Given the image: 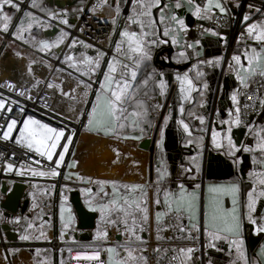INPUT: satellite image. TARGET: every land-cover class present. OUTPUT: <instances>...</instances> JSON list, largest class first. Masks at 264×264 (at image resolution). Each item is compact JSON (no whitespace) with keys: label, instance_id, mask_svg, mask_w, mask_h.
<instances>
[{"label":"snow or ice","instance_id":"1","mask_svg":"<svg viewBox=\"0 0 264 264\" xmlns=\"http://www.w3.org/2000/svg\"><path fill=\"white\" fill-rule=\"evenodd\" d=\"M23 0H0V32L11 35L13 41H19L22 44L29 45L37 51L45 55L54 54L52 49L59 48L64 43L67 33L61 30L60 34L54 41L39 40L32 35L34 28H47L50 25L46 21H42L38 16L34 15L31 11L25 10L22 7ZM174 9H181L187 6L192 16L198 20H211L214 12L218 11L221 16L228 14L229 9L226 7L224 0H205L203 5H199L195 0H170ZM9 11H5V7ZM236 7H240L236 3ZM31 9L38 11H45L48 20L56 19L59 24L71 26L67 19L68 12L65 10L61 13L48 12L38 2V0H31L29 6ZM104 7L111 8V24L112 33L109 36L110 46L114 43L112 48V56L108 58V53L100 49H93L96 55L89 56L82 52L79 57L74 55H65L62 63H67V66L76 71L79 76L76 77V87L71 89L70 92H65L61 85L47 82L48 89H58L61 96L77 99L75 93L80 89L81 99L79 103H91V109L85 110L87 114V123L82 121L83 129L95 135H103L104 137H112L117 140H140L146 132L147 128L156 127L153 125L149 117V112L146 103L141 99V92L143 96L147 97V87L151 82L153 90H159L160 97L165 96L166 82L164 74H159V79H156V71L153 69L151 72H146L144 79H139V73L142 69L148 66L152 60V51L155 47L167 44L169 40L173 46H177L178 37L180 33L187 32L184 19L180 18L175 11L170 8L168 3H163V0H131V11L128 13L124 20V26L119 27V20L121 18V8L119 0H117L116 7L112 8L108 0H97V3L89 10L95 14L96 10ZM253 5H249V12L243 16V32L248 39L254 40L259 45V49L252 48L251 51H246L244 59L247 64L241 63V56L233 55L229 67L235 72L236 79L242 88H247L249 83L254 82L256 77H260L261 86L264 87V19L259 21L250 22L251 9ZM154 9L159 11V22L155 19ZM11 10L16 13H22L19 16L18 22L13 25V15L10 14ZM75 11H82L76 9ZM256 13L264 16V9L256 8ZM176 25V27H173ZM163 27L161 34L160 28ZM138 29V30H137ZM205 32L214 37L224 39L220 33L212 29H205ZM29 35L26 36L25 34ZM118 33V39L113 40V36ZM239 43V39L237 41ZM79 43L87 50L93 48L92 45L84 41H77L72 39L70 44L66 46L74 48ZM185 49H191L192 54L199 57L200 41L196 40L193 43L183 45ZM21 59H27L22 56L20 52L15 53ZM180 60H187L190 54L185 50L180 51L178 54ZM221 57H216L215 60H201L199 64H207L208 66H218L221 63ZM178 60L177 62H180ZM33 63L34 60H29L25 66L27 75L33 76ZM106 63L107 67L102 68V64ZM50 66V65H45ZM196 70V77L203 75L199 71L198 64L192 66ZM191 70H189L190 72ZM98 72H102V78L97 76ZM189 72L183 75H177L176 79L180 83V99L181 117L184 112L183 101L191 100L192 93L198 91L196 82L190 78ZM80 77H87V80L80 79ZM95 81L99 87L94 89L95 100L89 101L87 99L88 92L92 88V84L88 81ZM42 83L36 80V87ZM5 84L9 90H15L16 86L8 81ZM4 85H0L3 87ZM204 88L208 85L205 83ZM27 91H30L28 89ZM202 94V93H201ZM239 93H233L231 100L235 108V118L231 119L232 113H229L230 119L222 123L229 124V135L225 138L227 143L217 141L218 133L212 131V144L214 148L221 151L222 155L233 158V163L238 164L239 161L235 158L236 153L243 151L251 154L252 170L248 173L249 182L251 187L246 193V198L241 200V188L238 183H231L228 185H209L208 192L212 195L206 197L203 202V235L206 243L205 249L214 248L216 251H223L216 242L224 241L227 244V254L234 259L230 260V264H264V244H260L259 249L252 257H249L245 251V241L243 238L244 222L247 221L251 225L253 235L259 236L264 234V212L259 211L257 207L258 201H264V129L253 131L252 126L246 125L248 132L246 136L252 135L255 141L254 145L249 146L244 142L238 147L231 138V125L239 126L241 124V113L239 102L237 99ZM17 95L24 96V91H18ZM29 100L31 96L27 97ZM249 100L255 101L258 99L261 110L264 111V96L257 97L255 93L248 95ZM17 101H12V104H17ZM46 107V105H44ZM162 105L157 102L153 106L154 110L159 109ZM247 107H255L253 105H245ZM0 111L12 112L11 106H6L4 100H0ZM20 112H24V108H19ZM170 119L169 115L163 116V125L159 126L160 139L157 140L156 146L163 151L162 144L164 138L165 126ZM200 124L205 123L202 116L198 117ZM183 132L189 137L187 144H192L194 141L191 139L190 127L184 122L182 118L176 120ZM6 127L0 125V140L11 141L14 139L15 143L21 147L26 148L28 151L35 153L41 159H32V163L40 165L44 168L43 161H47L46 170H36L35 168H24L23 164L17 168L13 163L6 162L3 166L5 173L15 172L17 176L25 175L28 171L33 176L39 177H57L59 176L62 165L65 164V156L70 151V145L73 141L74 133L66 135L64 128H54L32 116L23 118L22 126L18 128V135L13 136L17 130L18 119L10 117L5 120ZM203 130V129H201ZM139 132L140 135L135 133ZM199 138L197 146H200ZM63 141V142H62ZM117 159L112 163L118 162L121 155L118 149L113 148ZM14 155V154H13ZM189 167H182V175L178 177L176 183V191H170L164 187L165 181L168 179L169 173L166 165L161 160L156 169V179L145 184H132L123 185V192L115 182L112 184V194L109 198V193L105 191V186L109 183L104 180H91L85 179L76 173L77 180L84 183L95 184L98 187L82 188L81 193L86 195L85 203L91 211L99 212V219L97 221V231L93 237L94 241L100 242L101 250L107 253V260L105 261L101 256V250H94L90 254L77 252L71 258L76 261L81 259L92 261L94 264H149V247L148 240L142 236V233L148 232L150 235L155 229L157 242L164 239L161 235L162 232L169 230L170 225L164 223L165 218L183 221L187 218L189 226L185 227L182 223L179 225L181 233L187 232V239L199 240L201 232V184L193 183L191 185L192 191L188 190L185 179L189 181H196L197 175L200 172V164L197 162V157L190 158ZM77 162L75 160L68 162L69 169L75 168ZM193 167L197 175H193ZM72 173L64 174V179L69 180ZM35 187V185L33 186ZM151 188L154 196H150L149 189ZM11 191V189H9ZM163 193V200L160 194ZM228 196L231 199L232 207L227 208L224 206L222 198ZM63 192L61 193V213L63 214ZM96 201V203H94ZM264 207V203L261 204ZM2 218V217H0ZM69 222L64 221L61 215L62 230L60 232V239H65L64 229L69 227ZM8 223L19 225L21 218L16 217L9 220ZM32 223H27L25 234L19 236L21 241H27L32 237L27 234L29 229L33 228ZM109 228H114L118 235L124 237L122 243L115 246L103 248L109 239ZM196 235L193 236L192 233ZM44 232L41 231L40 237H44ZM39 238V237H37ZM179 239L180 237H176ZM171 239V238H170ZM122 249V253L120 251ZM14 251H19L14 250ZM39 251V250H38ZM69 253L72 249H68ZM155 254V264H162L165 257H167V264H195L193 253L198 251L194 247H181L178 250L173 247L169 249H162L160 246L151 249ZM171 251L172 255L168 253ZM204 254H207L205 251ZM63 264V262H62ZM211 264V261H209Z\"/></svg>","mask_w":264,"mask_h":264},{"label":"crops","instance_id":"2","mask_svg":"<svg viewBox=\"0 0 264 264\" xmlns=\"http://www.w3.org/2000/svg\"><path fill=\"white\" fill-rule=\"evenodd\" d=\"M257 2L264 3V0H255ZM43 8L48 12L61 13L63 11L68 12L67 19L71 26H65L59 24L56 19L48 20L45 11H38L35 9L31 11L34 15L38 16L42 21H46L50 26L47 28H34L32 35L35 36L37 41L48 40L54 41L60 34L61 30L67 32V29L74 25L76 18L85 11L87 0H38ZM196 2V1H195ZM205 0L199 4L203 5ZM226 7L229 12L238 20V34L234 45L232 46L227 57H224L225 46L228 38V32L218 31L211 25V20H198L192 16L191 12L188 11L187 6L181 9H174L170 0H163V3H168L170 8L176 12V14L184 19L187 27V32L180 33L178 37L177 46H173L171 41L167 44L155 47L152 51V60L148 63V66L142 69L139 73V79H144L146 72H151L153 69L156 71V79H159V74L163 73L166 90L165 96L160 97L159 90H153V85L150 82L147 87L148 96H143L141 92V99L146 103L147 110L149 112V119L156 125L153 128H147L140 140H117L112 137H104L103 135H95L88 133L85 130L75 132L74 126L77 124L80 115L87 105L85 103H79L81 99L79 93L80 89H77L75 95L77 99H71L60 95L58 89H48L47 82L59 84L65 92H70L71 89L76 87V77L79 74L73 69L67 66V63H62L65 55H74L79 57L82 52H85L89 56H95L96 52L93 49H99L96 47L85 50L79 43L74 48H69L66 45L70 44L72 40L68 39V35L64 40V43L59 48L52 49V53L45 55L37 51L35 48L22 44L19 41H13L11 35L0 32V83L9 79L16 83V85L28 87L35 92L39 93V107L42 109V113L48 118L50 117L59 125L69 128V133H74L73 141L70 145V151L65 156V164L60 169V175L57 177H39L33 176L30 171L25 175L17 176L15 172L6 173L5 178H9L14 175L18 181L24 183L27 187L28 193V206L24 213L19 210V216L21 223L19 225L7 223L3 212L0 210V225L1 227L5 224L10 226V230L16 234V240L13 246L9 249L8 253L4 252L0 248V264H65L67 259V251L71 249H97L100 247L99 241H94L93 237L97 231V221L99 219V212L91 211L86 205V195L81 193L82 188H93L94 190L98 187L95 184L84 183L77 180L76 173L85 179L91 180H104L109 182L105 186V191L109 193V198L112 194V184L115 182L120 192H123V185L132 184H145L156 179V169L158 163L163 160L169 173L168 179L164 183V187L170 191H176V183H178V177L182 175V167H189L190 158L193 156L197 157V162L200 164V172L197 175L195 168L193 167V175H197L196 181H189L185 179V183L188 190L191 192V185L193 183L201 184V232L199 234V240L197 244H190L181 246L184 248L194 247L198 249L193 253L195 258V264H230V260L234 259V255L230 257L227 254V244L224 241L216 242L219 247L223 248V251H216L214 248L205 249L206 243L203 235V202L206 197H210L212 194L208 192L209 185H228L231 183H238L241 188V200L246 198V193L251 187L249 182L248 173L252 170L251 154L243 151L237 152L235 158L239 161L238 164L233 163V158L226 155H222L220 150L214 148L212 144V131L215 130L217 135V141L227 143L225 139L229 135V124L222 123L225 120H229V113H232L231 119L235 118V108L233 106L231 96L233 93H239L237 96L238 102L239 97L242 93L247 91L254 82L249 83L247 88L240 87L235 72L229 67L231 58L233 55L241 56V63L247 64L244 59L246 51H251L252 48L259 49V45L254 40L248 39L246 34L242 37L243 32V16L246 12H249V4H246L243 9L239 0H224ZM108 3L112 8L116 7L117 0H108ZM236 3L240 4V7H236ZM121 14L126 8L127 15L131 11V0H119ZM76 9H82V11H75ZM256 7L251 9V20L250 22L259 21L264 19L259 13L255 12ZM5 11H9L7 6ZM155 19L159 22V11L153 10ZM111 8L104 7L97 16L103 20L111 22ZM10 14L13 15V25L18 22V17L21 15L16 14L15 10H11ZM215 14L220 13L218 11ZM124 22L119 27L122 28ZM176 27V25H173ZM205 29H212L220 33L224 39L214 37L205 32ZM138 30V29H137ZM161 34L163 27L160 28ZM112 33V30H111ZM26 36L29 34L26 33ZM118 33L113 36V40L118 39ZM239 39V43L237 42ZM77 40V39H76ZM200 41L201 55L199 57L192 54L191 49H185L183 45L185 42L193 43L194 41ZM80 41V40H77ZM170 46L172 53L170 56L171 62L174 65L187 64L185 70L174 71L171 69L164 68L157 64L155 60L156 52L161 48H167ZM114 48V43L110 46L109 40L106 43V48ZM101 50V49H100ZM185 50L190 54V58L187 60H180L178 53ZM103 51V50H102ZM16 52H20L22 56L27 59H21L16 56ZM112 56V55H111ZM108 56V58H111ZM216 57H221V63L218 66H208L207 64H199L201 60H215ZM167 54H163L158 58L159 63H166L168 61ZM29 60H34L33 63V76L27 75L26 65ZM180 60V62H177ZM164 61V62H163ZM56 63L59 66H55ZM50 66H45V65ZM194 64H198L199 71L203 73L202 76L196 77V70L192 68ZM106 63L102 64V68L106 69ZM189 70H191L189 72ZM49 73V77L46 79L44 73ZM185 72H189L190 78L194 79L197 85L198 91L193 92L191 100L183 101L184 112L181 117L180 107V83L176 79L177 75H183ZM97 76L102 78V72H98ZM45 80L43 86L36 84V80ZM80 79L87 80V77H80ZM256 79H261L256 77ZM255 79V80H256ZM95 81H88L92 84V88L88 92L87 99L93 98L95 100V88L93 85L96 83L97 88L99 84ZM207 84L208 87L204 88L203 85ZM261 88V96H264V87ZM202 93V94H201ZM159 102L162 107L157 110L153 109V106ZM46 105V107L44 106ZM261 107V106H260ZM162 112V115H161ZM169 115L170 119L168 124L165 126L164 138L162 148L163 151L157 148L156 142L160 139L159 126L163 125V116ZM202 116L205 123L200 124L198 117ZM182 118L185 123L190 127L191 139L194 141L192 144H187L189 137L183 132V129L177 125L176 120ZM159 125V126H158ZM253 131L264 129V111L260 110V113L255 117L251 123ZM156 131V137L154 143H152L153 135ZM203 129V130H201ZM248 128L243 125L236 126L231 125V138L239 147L241 142L248 144L249 146L254 145L255 141L253 136L250 134L246 136ZM140 135L139 132L135 133ZM200 140V146H197V140ZM113 148L118 149L121 153L118 162L113 164L112 161L117 159ZM182 149V150H181ZM208 152L219 155L224 158V161H215L212 163L210 168H207L206 158H208ZM75 160L77 165L75 168L69 169L66 165L68 162ZM228 165H231L230 167ZM24 168H35L36 170H46L44 168L30 167L29 165H23ZM19 168V167H18ZM72 173L69 180L64 179V174ZM208 175V176H207ZM8 180V179H6ZM13 183L12 181H7ZM35 185V187H33ZM28 186L30 188H28ZM63 192V214L61 213V193ZM150 196H154L151 188L149 189ZM75 195V196H74ZM77 197L82 205L94 215V228L90 230H84L78 227L77 218L75 211L70 204L72 197ZM3 196L0 195V199ZM161 200H163V193L160 194ZM58 201L57 215H45L42 213V207L51 201ZM224 206L227 208L232 207L231 199L228 196L222 198ZM96 203V201H94ZM264 201H258L257 207L259 211L264 212V207L261 204ZM61 215L64 217L65 222H69V227L64 229L65 239L62 241L60 232L62 230ZM14 219V214L11 215L9 220ZM27 223H32L34 226L28 230V233L32 239L27 241H21L19 236L25 234V228ZM164 223L170 225L169 230L164 231L161 235L164 237L161 241L176 240V237L188 235L187 232L181 233L179 231V225L182 223L185 227L189 226L187 218L183 221H177L175 219L165 218ZM14 226V228H13ZM41 231L44 232V237H40ZM109 239L106 244H103L104 248L115 246L118 243L124 241V237L118 235L114 228H109ZM4 234V232H3ZM196 235L195 232L192 233ZM142 236L148 240L149 247V264H155V254L152 253L151 249L159 246L155 238L156 233L153 229L151 235L148 232L142 233ZM39 237V238H37ZM5 238V237H4ZM171 238V239H170ZM243 238L245 241V251L249 257H252L254 253L259 249L260 244H264V234L259 236L253 235L251 231V225L244 222ZM55 240L60 243V248L54 251L48 246V241ZM160 242V241H159ZM161 247V246H160ZM179 247V248H181ZM164 249L163 247H161ZM178 248V249H179ZM19 251H14V250ZM170 250V248H168ZM39 250V251H38ZM122 253V249H120ZM205 251L207 254H204ZM170 252V251H169ZM165 257L162 264H166ZM107 260V253L105 254V261Z\"/></svg>","mask_w":264,"mask_h":264},{"label":"built area","instance_id":"3","mask_svg":"<svg viewBox=\"0 0 264 264\" xmlns=\"http://www.w3.org/2000/svg\"><path fill=\"white\" fill-rule=\"evenodd\" d=\"M196 2H198L199 4H201L204 0H195ZM19 2V0H18ZM31 0H23L22 3V7L25 10L28 11H34V9L29 8V4H30ZM240 4H241V8L243 9V7H245L246 4H251L253 5V7L256 8H262L264 9V3L261 2H257L255 0H239ZM97 3V0H87L86 3V8L85 11H83L81 13V15H79L75 22L74 25L67 29L68 32V39L72 40L73 38L80 40V41H84L85 43L92 45L93 47L99 48L103 51H105L106 53H108V56L112 55V48H106V43L109 40V36L111 34V30H112V24L111 22H108L106 20H103L101 18H99L97 16V14H99L102 9H97L95 14H93L91 11H89L94 4ZM17 16L21 15L22 13H16ZM127 16V10L126 8H124L122 14H121V18H120V24H122L125 20ZM238 18L232 16L231 14H227L225 16H221L219 14H215L213 15V18L211 19V25L214 29L218 30V31H227L228 32V38H227V42H226V46H225V51H224V57H227V55L229 54L232 46L235 43L237 34H238ZM55 66H59L58 63H56ZM44 77L47 79L49 77V73H44L43 74ZM45 80L39 79L40 81H42V83H40L38 85L39 86H43L45 83ZM261 79H256L253 83V85L250 86V88L245 91L244 93H242L239 97V107H240V113H241V125L246 126L249 125L251 123V121L258 116V114L260 113L261 107L259 104L258 99H256L255 101L253 100H249L248 99V95H251L253 93L256 94L257 97H261V83H260ZM5 81H8L12 84H14L16 86L15 90H9V88L7 87V85L5 84ZM0 85H4L3 87H0V100H4L6 103V106H11L13 111L12 112H7V111H0V125H3L6 127L5 124V120L7 118L10 117H15L18 119V126L17 129L19 127L22 126L23 123V118H26L27 116H32L35 119L44 121V122H51V123H56L54 120H52L50 117H46L44 115V113H42V109L41 107H39V93L35 92L34 90L28 88V87H24V86H19L16 85V83H14L13 81L9 80V79H5L3 80ZM93 87L96 89L97 88V84L95 83L93 85ZM28 89H30V91H27ZM18 91H24L25 95L24 96H19L17 95ZM31 96V99L29 100L27 97ZM94 100L93 98H91L89 101ZM12 101H17V104H12ZM253 103L255 104V107H247L245 108V105H253ZM24 108V112H20L19 108ZM90 110L91 109V103H87V105L84 107L80 118L77 122V124L73 125L74 126V130L75 132H79L81 130H84L82 127V124L80 123L81 121L86 124L87 123V114L85 110ZM162 115V112H161ZM56 125V124H54ZM58 128H64L66 130V135L69 134V128L64 127L62 125H56ZM16 130L13 133V136L15 137V135H18V130L17 133L15 134ZM2 134V133H0ZM14 154V155H13ZM36 157H34L31 153H29L26 150L21 149V147L19 145H17L13 140L11 141H3L0 140V182L5 180V181H12V182H21L18 181V179H16L14 177V175L10 176L9 178H5L6 177V173L2 170L3 166L6 162H10L13 163L17 168L21 166V164L23 165H29L30 167H36V168H41L40 165H36L32 163V159ZM44 165L47 166L48 162L43 161ZM8 179V180H6ZM22 183V182H21ZM28 188H30L28 186ZM1 201V199H0ZM58 201H51L50 203L44 205L42 207V213L45 215H52V216H56L57 215V209H58ZM19 216V210L14 214V218ZM14 228V226H13ZM187 235H183L181 236L179 239L176 240H168V241H160L157 242V244L161 247H163L164 249H168V248H173L175 247L177 250L179 247L181 246H186V245H190V244H197V240H189L186 238ZM48 246L50 248H52L54 251L59 250L60 248V243H58L55 240H51L48 241ZM149 245V243H148ZM13 246L12 242H8L5 238H4V234L3 231L1 229V225H0V248L8 253L9 249ZM104 248V246H103ZM94 250H101V247H98L97 249H72V252L69 253V251H67V259H66V263L65 264H94V262L92 261H87V260H83L81 259L80 261H76L73 260L71 257L74 256L77 252H81V253H88L90 254L92 251ZM105 254L106 252H104L103 250H101V256L102 258L105 260ZM169 256L172 255L171 251L168 253ZM166 264H167V259H166Z\"/></svg>","mask_w":264,"mask_h":264},{"label":"water","instance_id":"4","mask_svg":"<svg viewBox=\"0 0 264 264\" xmlns=\"http://www.w3.org/2000/svg\"><path fill=\"white\" fill-rule=\"evenodd\" d=\"M165 53L167 54L168 61L166 63H159L158 58ZM171 53H172V49L170 48V46H168L167 48L159 49L155 54V60L157 61V64H159L160 66H163L164 68L171 69L174 71L185 70L186 67L188 66L187 64L174 65L171 62V59H170ZM54 124L59 125L58 123H54ZM17 130L15 134L17 133ZM157 130H158V127L155 130V133L153 135L152 143H154L155 141ZM207 155H208V158H206V163L208 166L207 168H210L212 166V163L215 161L225 160L224 158H221L219 155L213 154L211 152H208ZM228 166L230 167L231 165H228ZM9 189H11V191H9ZM26 189H27L26 185L21 182L15 181L13 183H8L5 180L0 182V195L3 196V198L0 201V210L3 212L7 223L11 215L15 214L18 210H20L21 213L25 212L28 206V203H29V200L27 198L28 193ZM74 196L71 198L70 204L72 205L75 211L78 227L84 230L93 229L94 228L93 213L88 211L82 205L81 201L77 197H74ZM1 229L4 232V237L8 242H14L16 240V234L10 230V226L8 224L3 225Z\"/></svg>","mask_w":264,"mask_h":264},{"label":"bare ground","instance_id":"5","mask_svg":"<svg viewBox=\"0 0 264 264\" xmlns=\"http://www.w3.org/2000/svg\"><path fill=\"white\" fill-rule=\"evenodd\" d=\"M35 119V118H34ZM41 121V120H40ZM43 123H46V124H48L49 126H51V127H54V128H58L56 125H54L53 123H51V122H44V121H42ZM59 129V128H58ZM63 142V141H62ZM21 147V146H20ZM21 149H23V150H26V151H28L26 148H24V147H21ZM29 153H31L34 157H36V159H41L39 156H37L35 153H33V152H30V151H28ZM45 162H47L46 160H45Z\"/></svg>","mask_w":264,"mask_h":264},{"label":"trees","instance_id":"6","mask_svg":"<svg viewBox=\"0 0 264 264\" xmlns=\"http://www.w3.org/2000/svg\"><path fill=\"white\" fill-rule=\"evenodd\" d=\"M35 10V9H34Z\"/></svg>","mask_w":264,"mask_h":264}]
</instances>
